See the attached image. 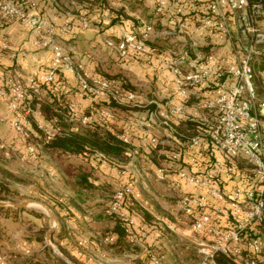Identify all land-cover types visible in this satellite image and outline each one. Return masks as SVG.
Instances as JSON below:
<instances>
[{
	"label": "built area",
	"instance_id": "obj_1",
	"mask_svg": "<svg viewBox=\"0 0 264 264\" xmlns=\"http://www.w3.org/2000/svg\"><path fill=\"white\" fill-rule=\"evenodd\" d=\"M37 10V0H27V7L17 0H0V12L28 24L35 45L52 52L46 71L26 80L16 74L9 79V92L0 88V97L7 100L12 113L9 124L17 135L31 138L28 99L40 98L41 84L53 82L60 69L73 73L79 88L90 94H107L119 104L134 102L142 107L134 92H122L94 76L57 39L58 32L73 35L93 26L83 10L68 11L61 25L50 24ZM104 12L111 10L105 8ZM156 12L168 20V26L156 28L155 23L143 20V29L140 24L119 40L104 37V42L121 59L132 53L149 54L153 42H166L165 64L184 101L152 112L144 125L154 147L162 140L149 132L151 120L176 134L179 145L169 152V161L181 180L197 189L178 200L187 217L184 234L192 240L200 264H220V255L231 264H264V0H157ZM193 97L196 133L184 141L174 123L186 116V101ZM75 108L70 105V120L79 118ZM101 115L104 121L116 117L110 109H102ZM81 121L90 123L91 116ZM41 129L47 140L61 130ZM40 149L42 145L29 142L21 159L37 157ZM96 158L102 164L118 166L103 153ZM129 193L140 197L132 184L119 186L105 213L121 214L129 238L138 242L142 237L133 229L136 220L124 209ZM150 259L162 264L155 254Z\"/></svg>",
	"mask_w": 264,
	"mask_h": 264
},
{
	"label": "crops",
	"instance_id": "obj_2",
	"mask_svg": "<svg viewBox=\"0 0 264 264\" xmlns=\"http://www.w3.org/2000/svg\"><path fill=\"white\" fill-rule=\"evenodd\" d=\"M59 1L61 5L58 0H37L38 13L50 24L61 25L64 23L68 11L78 13L83 10L90 17L93 24L91 28L83 31L79 30L73 35L62 32L57 33V39L70 50L75 62L83 64L90 72L100 71L109 73L111 68L114 69V73L111 74L110 72L109 75H122L125 77L135 88L132 92L136 94V102L142 104V107L135 106L134 102L119 104L122 108L117 107V109L112 110L115 112L116 117L113 120L104 121L101 115L102 109L98 110L95 108L91 98H84L82 94L75 95L76 101L71 102L69 105L76 106L75 112L79 114V118L77 120H70V114L63 113L64 123H60L58 127L67 133L84 134L90 131L92 134L97 132L103 138H113L115 141L111 143L118 142L123 150L117 156L93 147L92 150H94L95 154L92 156H84L81 153L48 152L45 147H42L41 151L43 153L61 154L66 159H71L70 161L74 160L83 164V166H80L81 169L85 168L84 165L89 167V169L84 171H90V174L86 175L89 187H86V183L80 179V174L77 173V190L73 191V194H70L66 202L57 204V206H61L58 208L59 213L70 212L72 217L70 214L68 221L73 227L79 226L82 223V219L86 221L89 219L92 223H97L99 222V218H95L94 215L92 216L94 212H91L89 215L85 211V204L88 201H86V198L91 197L101 202L98 204L101 211L99 216L104 217L106 215L104 208L109 201L108 197L110 194L112 195L116 187L120 185L132 184L133 190L135 192L138 191L140 197L134 198L133 193H129L126 197V206L124 209L129 216L135 218L136 225L133 229L142 237L140 241L147 239L150 235H154L153 239L155 243H160L165 248L164 250L162 247L163 249L161 250L167 258V264H184L181 259L183 252L179 251L178 244L171 242L172 240L167 234L179 242V237L176 238V235L182 236L186 232L188 224L184 220L187 217L181 212L178 200L186 194L197 192V189L185 184L178 175V171L172 168L168 155L173 149L168 151L167 149L164 150V146L166 145H174L175 147L171 146L174 149L178 147L179 144L174 140L176 134L159 127L156 120H151L152 127L149 132L151 135L162 140V143L158 147H154L148 135L149 128L144 125V122L147 119L149 120L152 112L164 111L169 106L184 101L177 94L174 74L165 64V56L167 55L166 42L165 44H163L162 40L153 42L149 54L144 55L142 59L132 58L129 62L120 60L116 52L104 42V37L117 41L125 32H130L140 24L141 29H143V20L150 22L149 20L153 18V5L155 6L154 13L156 17L154 22L156 28L168 26V20L156 12L157 0ZM101 1L105 4L104 8L99 7ZM68 4L72 5L71 8L73 10L63 8L65 5L69 6ZM114 4L118 5L119 9L114 8L112 6ZM105 8H110L111 12L107 14L104 12ZM75 50L77 51L75 52ZM51 60L52 52L49 48L35 45L32 30L28 24L20 20L3 22L0 19V88L9 92L11 86L9 79L12 76L20 74L26 80L32 75L34 76L46 71L51 66ZM64 78L68 82H75L73 73L69 71H64ZM144 82H153L150 84L152 89H146L143 86ZM68 89L61 88L59 93H67L66 95L69 97L72 93L70 94V90ZM34 98L38 102L31 105L32 102L30 99L27 102V106L30 108L38 128L41 129V126L52 127V120L45 119L44 110H42V106L48 104L45 95L43 97L41 94L40 98ZM194 99L195 97L186 101L188 111L186 116L182 117L183 120L187 118L194 119L193 109L191 108ZM49 105L54 110L56 109L55 105L50 103ZM84 116H91L92 121L86 124L83 123L81 118ZM11 117L12 113L7 100L0 97V141L5 139L6 142L11 144L12 148L14 144L17 146L18 142L14 139L16 133L9 124ZM184 126L186 125L184 124ZM32 130L33 136L38 134V131L36 128L34 129L33 125ZM124 138L128 139V142ZM168 142L171 143L167 144ZM0 144H3V142ZM125 148H133V154L138 156L139 170H131L127 169V167L124 169L120 165L102 164L96 158L97 153H106L105 155L110 159L119 158L121 154L126 155L124 153ZM21 154L23 155L24 153L21 151ZM137 178H141V180L138 179L139 181H137ZM61 223L62 228L57 234L71 236L67 232L64 222ZM150 226L154 227L150 228ZM107 227L111 229L109 233L110 237L113 238V241L110 242H114L117 236L113 230L115 228V222L109 221ZM107 227L100 230V232H104ZM172 227H175L176 230L172 229ZM98 229L96 231L97 234H99ZM182 237L191 240L187 235ZM66 239L68 238L63 240ZM99 239L103 243L102 238L100 237ZM17 245L19 249H24L22 248L23 245ZM143 246H146V244ZM110 249L119 253L121 252V250H116L113 247H110ZM144 249L147 251V246ZM144 249L142 247L140 251L145 252ZM25 250L26 252L31 251L27 245ZM122 251L123 253L128 252L127 250ZM195 253L198 257L196 249ZM146 259L149 261L148 258ZM149 263L153 264L151 261Z\"/></svg>",
	"mask_w": 264,
	"mask_h": 264
},
{
	"label": "rangeland",
	"instance_id": "obj_3",
	"mask_svg": "<svg viewBox=\"0 0 264 264\" xmlns=\"http://www.w3.org/2000/svg\"><path fill=\"white\" fill-rule=\"evenodd\" d=\"M58 2L61 5L59 0ZM68 5L63 6V8L73 10L71 8L72 5ZM112 6L119 9L118 5L114 4ZM152 8L153 18L149 21L155 23V6L153 5ZM109 71L112 74L115 70L111 68ZM151 83L144 82L143 86L146 89H152L150 87ZM262 93L260 89V97L263 96ZM118 107L120 108L121 106ZM188 130L193 133L196 130V126L193 124L191 126L188 125L186 126V131ZM192 133L186 136H191ZM2 142L3 144H0V184L3 186V189L0 194V201L7 203L28 201L30 205L24 208H17L9 204L0 207V264H21L29 260V258L34 260L35 258H40L41 254L39 253L43 240L49 246L46 237L47 231L51 227H56L51 234V242L55 248L49 247L53 253L63 258V252L58 248L55 238L57 232L62 228L61 222H64L67 232L71 235L68 239L63 240L62 246L70 255V258L75 259L74 261L77 260L85 264H150V255L155 254L161 259L162 264H167V258L161 250L164 246L160 245V243H155L153 239L154 235L136 242V247H139L140 250H142V247L144 249L147 246L148 250L144 249L145 252L127 250L128 252L123 253L121 251L119 253L111 250L104 242L101 243L99 238L102 237V231L100 232V230L105 229L109 221H114L116 216L122 219V215L116 213L114 214L115 217L111 220L106 216H99L101 214L100 207L98 206L100 201L97 199L87 197L86 201H88L85 204L86 213L90 215L91 212H94L92 216L94 215L95 218H99V222L97 223H92L89 219L87 221L82 219V223L79 226L73 227L68 221L71 213H59L58 208L61 206L59 207L57 204L66 202L70 194H73V191L77 190V173L89 175L90 171L84 172L89 167L84 165L85 168L81 169L80 166H83V164L78 161H70L71 159H66L61 154L43 153L41 149L37 157L31 158L32 160H24L21 159V148H18L16 144L11 148V144L6 142L5 139L0 141V143ZM170 143L168 142L167 144ZM171 146L175 147L174 145H166L164 146V150L174 149ZM133 151V148H125L124 153L127 156L121 154L119 158L111 159V161L124 169L127 167V169L139 170L138 156H135ZM6 152H8L7 155ZM241 165L245 166L244 163ZM138 179L141 180V178H137V181H139ZM118 188L119 186L116 187L112 195L110 194L108 200L112 199ZM42 204H45L48 208H45ZM49 210L53 215L49 214ZM70 216L72 217V214ZM97 229L99 230V234L96 232ZM167 236L172 240L171 242L178 244L179 251L183 252L181 259L184 264H199L192 240L183 238L182 236H186L184 234L182 236L176 235V238L179 237V242L177 239H172L171 235L167 234ZM17 244L23 245L24 247L22 246V248L24 249H19ZM144 244L146 246H143ZM26 245L30 248V252H26ZM55 249L60 251L62 255L56 252ZM71 259L65 258L64 260L71 264H78ZM34 262L32 261L31 264H35Z\"/></svg>",
	"mask_w": 264,
	"mask_h": 264
},
{
	"label": "trees",
	"instance_id": "obj_4",
	"mask_svg": "<svg viewBox=\"0 0 264 264\" xmlns=\"http://www.w3.org/2000/svg\"><path fill=\"white\" fill-rule=\"evenodd\" d=\"M18 4H20L23 7H27V0H17ZM100 3V2H99ZM101 8L105 7V4L103 1H101L100 6ZM0 19L4 22V21H15L18 20L16 18H12V17H8L5 16L4 14H2L0 12ZM19 21V20H18ZM144 57V55H140L138 53H132L130 55V57L128 59H121L123 62H129L130 59L135 58V59H142ZM92 72V71H91ZM92 74L94 76H97L98 78L107 80L114 88L122 91V92H126V91H134V87L131 85V83L122 75H109V74H105L103 72L100 71H94L92 72ZM74 81V80H73ZM61 88H65L70 90V94L72 93V95H69V97L66 95L67 93H63L60 94V90ZM41 94L42 96L46 97L48 104H44V106H42V110H44V116L45 119L47 120H52L51 121V125L52 128L54 130H56L59 126L60 123H64L63 121V113L66 114H70L71 110H70V103L71 102H75V95L77 94H82L84 98H91L93 101V106L95 108L99 109H117L119 105V103H117L110 95L104 94V95H100V96H95L93 94H90L89 92H86L82 89L79 88V86L77 85V83L75 82H68L66 78H64V70H59L57 77L55 78V80L53 82L50 83H42L41 84ZM31 99V105H34L35 102H38L36 100V98L32 97ZM28 99V101L30 100ZM50 104H53L56 106V109L54 110V108H52ZM94 108V109H95ZM62 112V113H60ZM30 118L32 121V125L34 126V129L36 128V130L38 131L37 135L33 134L31 135L30 139H25L19 135L16 134L15 138L18 142L17 146L18 148H21L20 150L25 154L26 152V145L30 142V143H37L42 145V147H45L46 150L48 152H66V153H81L84 156H92L94 155V150H92L93 147H96L97 149H100L106 153H111L113 155H119L122 151L121 146L119 145L118 142H114V144H112L111 142L115 141L113 138L111 137H107V138H103L102 136H100L97 132L92 133L90 131H88L86 134H81V133H72L69 132L67 133L65 130L61 129V130H56L52 137L47 140L45 138V132L38 128L36 122H35V118L33 117V114H30ZM183 118H179L178 120H176L175 125L177 127L178 130V134H183V136L180 135L181 139H183L184 141H186V135H190L192 132L186 131V126H191L192 124L194 126H197V121L191 118H187L184 119ZM102 121V120H101ZM184 124L186 126H184ZM32 127V126H31ZM189 133V134H187ZM196 132L194 131L192 133V135H194ZM35 139V141H39V142H35L33 141ZM158 147V146H156ZM3 151V150H2ZM210 151V150H209ZM205 152H208V150H206ZM3 153V152H2ZM105 153V154H106ZM4 154V153H3ZM107 156V155H106ZM108 157V156H107ZM109 158V157H108ZM89 159V157H88ZM100 162V161H99ZM80 179L86 183V187H89V183L87 181V176L86 174H80ZM2 189L3 186L0 184V194L2 193ZM107 218H109L110 220L112 218L115 217L114 214H106L105 215ZM116 219L113 221L115 222V228L113 229L116 233V239L114 242H110L109 240H106L110 237V231L111 229L107 227V229L102 232L101 234V238H102V242H104L109 248L113 247L116 248V250H132V252H138L140 251L139 247H136V242L132 241L129 238V234L126 231V222L123 219H120L119 217H115ZM118 219V220H117ZM56 238V244L58 246V248L61 250V252H63V255L66 257V259H71L70 255L67 253V251H65L64 247L61 244V241H63V239L65 238H69L68 236H61V234H57L55 236ZM113 241V240H112ZM62 246V247H61ZM132 247V248H131ZM41 257L40 258H29V260H26V262H22L21 264H31L32 261H35V264H71L67 261H65L63 258L57 256L55 253H53V251L51 250V248L49 246H47L44 243L43 240V244H42V248L40 250ZM73 262L78 263V264H85L79 261H74L75 259H71ZM218 261L220 264H231L230 260L225 257L224 255H220L218 257ZM152 262V260H151ZM153 263V262H152Z\"/></svg>",
	"mask_w": 264,
	"mask_h": 264
},
{
	"label": "water",
	"instance_id": "obj_5",
	"mask_svg": "<svg viewBox=\"0 0 264 264\" xmlns=\"http://www.w3.org/2000/svg\"><path fill=\"white\" fill-rule=\"evenodd\" d=\"M7 204L9 205H13L17 208H24V207H27L30 205V202L28 201H24V202H4V201H0V207H3V206H6ZM42 206H44L45 208H48L45 204H42ZM49 214L53 215L52 212L49 210ZM56 227H51L48 231H47V237H46V240H47V244L52 247V248H55L54 245L52 244L51 242V234L53 233V231L55 230ZM56 252L60 253V251H58L57 249H55ZM61 254V253H60ZM62 255V254H61ZM63 258H66L64 255H62Z\"/></svg>",
	"mask_w": 264,
	"mask_h": 264
}]
</instances>
